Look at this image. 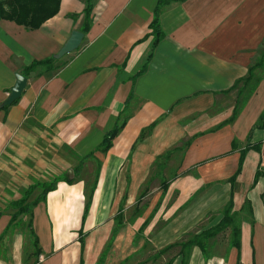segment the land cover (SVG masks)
Listing matches in <instances>:
<instances>
[{"label":"crops","instance_id":"crops-1","mask_svg":"<svg viewBox=\"0 0 264 264\" xmlns=\"http://www.w3.org/2000/svg\"><path fill=\"white\" fill-rule=\"evenodd\" d=\"M157 1L92 0L91 23L85 32L81 30L85 0H61L58 12L37 29L0 19V103L15 83V73L27 78L20 97L0 109V234L15 211L9 203L29 185L55 175L71 177L79 158L93 152L74 182H58L27 214L41 248L31 264H79L81 255L84 264H93L94 254H83L113 225L124 170L128 168L133 184H138L170 147L183 151L180 169L196 167L198 175L179 176L170 185L180 190L179 199L175 207L164 209L171 218L158 230L155 243L202 216L209 224L197 232L216 224L231 191L234 210L247 202L251 207V220L241 222L240 249L244 224L254 229L258 217L264 225V126L255 127L264 111V76L236 117L224 122L245 97L241 93L246 89L239 91L241 84L232 86L261 57L257 56L264 45V0L171 1L158 13L162 36L155 43L151 24ZM74 29L84 33L77 49L56 58L52 69L38 66L23 73L31 62L53 57ZM262 67L254 70L255 76ZM123 118L125 125L110 148L96 150ZM149 140L158 149L141 156ZM247 142L259 148L246 152L232 190L229 177ZM250 159L254 174L259 169L261 175L252 185L253 174L238 197L236 187ZM228 160L235 168L221 177L218 170ZM164 181L168 194L169 181ZM199 188L201 192L194 194ZM81 233L87 235L82 253ZM14 243L13 253L21 256V236ZM191 254L193 260L209 264L227 258L212 255L205 261L197 246ZM0 264H22V260Z\"/></svg>","mask_w":264,"mask_h":264},{"label":"rangeland","instance_id":"rangeland-1","mask_svg":"<svg viewBox=\"0 0 264 264\" xmlns=\"http://www.w3.org/2000/svg\"><path fill=\"white\" fill-rule=\"evenodd\" d=\"M263 50L264 45L260 48L257 57H259ZM257 76H264V65L262 68L256 70V77ZM250 85L246 87V90L242 92L241 95H246L249 92ZM170 148L169 150L167 149L168 151L165 150L164 153L159 156V159H155L150 169L144 172L138 184H133L131 171L128 168L124 170L125 178L121 191L122 199L117 214L113 218V225L111 228L109 227L110 229L108 228L109 230L107 233L100 235V237H102L100 243L98 240L90 243L89 246L92 248L88 247L83 254L85 256L87 251L88 254H94L93 264H167L169 260H171L170 264H180L181 256L178 255L180 247L175 243L188 239L200 230V228L209 224V222H207L208 218L204 219V216H202L201 219L183 227L166 241L161 243L154 242V237L158 230L162 228L166 220L171 218L167 216L164 209L168 208L167 210H169L173 206L175 207L179 199L178 195L180 194V190L178 188L174 189V187L170 185H173L174 180L179 176L184 178L185 174L190 177L198 175L196 167L185 171L180 169L179 163L183 157V151ZM157 149L158 147L154 141H145L141 156ZM160 152L161 150H158L157 154ZM251 156L254 160V154L249 157ZM253 160L250 159L248 161L242 174V179L240 178L236 187L238 197L246 188V183L250 182L253 178L254 169L251 166ZM229 161L230 160L222 163V168H218L219 176H227L234 170L235 167L232 168L230 166L231 162L229 164ZM139 168L144 169L145 166L140 164ZM163 180L169 181L170 190L168 194H166L167 190L163 193V189H161ZM207 187L208 186H206V188ZM201 188L197 189L194 194H199ZM37 192L38 190L34 191L28 200L31 201ZM192 206L193 205L184 212L187 213ZM180 210L181 208H178L172 214H177ZM29 216L30 215L20 216L18 223L12 225L1 239L0 261L8 262V260H17V262H19L21 259L22 264H31L32 261L34 263L33 237L30 230L32 229L33 231V227ZM238 218H240V222H242V220H251L247 203L243 205L241 211H238ZM255 220L254 229L252 226L248 227L247 224L243 226L242 248L240 249L243 264H263L264 261V240L262 242L264 225L262 224V219L256 217ZM251 232H253V235ZM251 235L252 242H250ZM16 236H21V256L18 255V253H13V244H15L14 241ZM86 236L87 235H84V241ZM228 236L229 231L226 230L215 238L209 239V253L211 255L221 258L227 256L226 261H221V264H230L231 262L234 264L235 262L237 250L228 249ZM171 243H174V246L165 248ZM104 250H106V254L101 256ZM229 256L231 258L230 262H228ZM191 259L192 258H190V262ZM190 262L189 264H209V262H203L201 258L192 259V263Z\"/></svg>","mask_w":264,"mask_h":264},{"label":"trees","instance_id":"trees-1","mask_svg":"<svg viewBox=\"0 0 264 264\" xmlns=\"http://www.w3.org/2000/svg\"><path fill=\"white\" fill-rule=\"evenodd\" d=\"M60 1L61 0H0V19H6L15 22L18 25H22L26 28L29 29H37L41 26V24L49 19L50 17L54 16L60 6ZM86 5L84 8V22L81 30L83 32L87 31L89 28V25L91 23V17L90 13L92 10V0H85ZM171 1H179V0H158L156 7H155V12H154V19L151 24L154 34H155V43L160 39L162 36L160 30H159V25H158V13L164 5L168 4ZM55 57H49L40 61H33L31 62L30 65L26 66L23 70V73L25 75H28L32 70H35L36 67L38 66H43L45 70L52 69L54 67L53 62L55 61ZM263 60H264V50L261 53V57L249 68V73L248 75L243 78L237 80L232 88H237L239 84H241V87L239 91L241 92L242 90L246 89L250 84V90L247 95H245L244 98H242V103L239 105L238 102L235 105L233 109V114L232 116L224 121V122H229L233 120L238 111L242 108L243 103L245 102L246 98L248 95H250L253 90L255 89L257 83L261 79L260 77H256L254 74V70L257 67H262L263 66ZM5 107H0V109L6 108ZM223 122V123H224ZM125 125V118L121 119L120 121H116L114 126L104 135L102 141L100 144L97 146L96 150H99L101 152L107 151L111 144H112V139L120 132V130L123 128ZM154 124H151L150 127H152ZM264 126V111L260 114L257 123L255 124V127H262ZM145 133L143 131L141 133V136ZM250 136H248L247 141L249 140ZM258 149V144L257 145H250L248 142L244 149L241 150L237 168L235 172L229 177V181L231 183V189L234 186L235 179L236 177L241 173L242 169V164L243 160L245 157L246 152L251 148ZM93 152H90L84 157H80L78 164L73 168L72 176L68 177L66 175H55L52 178H50L48 181H36L29 185L22 193L21 197L17 200H13L9 203L10 207L15 209L13 213L10 214V219L3 230V232L0 234V241L5 235V233L10 229V227L19 221V216L20 215H27L31 214L32 209L40 202H44L46 199V195L48 192L55 190L57 183L60 181H64L67 183H72L76 180V178L79 176L81 172V166L82 163L85 159L88 157L92 156ZM95 176V180L96 177ZM261 175L260 170L257 169L252 185H254L258 179V177ZM95 188V182L93 185L89 187V191L87 194V201L85 205V213L87 212L89 205H90V200H91V195L92 192ZM167 188V182L162 181L161 183V189H163V193L165 192ZM35 190H38L37 194L35 197L29 201V197L33 194ZM233 190V189H232ZM162 196V195H161ZM248 203L249 206V213L251 212V207L250 203ZM242 210V208H241ZM238 210V211H241ZM238 211L233 209V200H232V191H231V196L227 204L225 205L223 212H222V217L220 220L210 226L207 227L197 233H194L191 237L188 239L181 241L177 244L180 249L178 252V255L181 256L180 259V264H189V260L191 257V251L194 246H197L201 254L204 258L205 261L211 258V254L209 253V239L215 238L217 235L223 233L224 231L228 230L229 231V236H228V249L235 248L237 250L236 253V258H235V264H242L241 263V252H240V246H241V222L240 218H238ZM32 244L34 247V252L33 254L36 256H39L41 252V248L38 244V238L37 236L33 233L32 229ZM79 242L81 244V253L84 248V235L81 233L79 236ZM174 243H171L170 245H167L165 248H171ZM106 254V250H104L101 253V256H104ZM171 260L167 262V264H170ZM79 264H84L82 255L80 258ZM97 264V263H96Z\"/></svg>","mask_w":264,"mask_h":264},{"label":"water","instance_id":"water-1","mask_svg":"<svg viewBox=\"0 0 264 264\" xmlns=\"http://www.w3.org/2000/svg\"><path fill=\"white\" fill-rule=\"evenodd\" d=\"M84 33L77 29L71 31L70 36L62 45V47L58 50L56 54H54L55 58H60L61 56L70 53L77 49L83 39ZM15 83L9 89V93L6 98L0 103V107H5L13 103L16 99H18L25 88L27 78L20 74L15 73Z\"/></svg>","mask_w":264,"mask_h":264}]
</instances>
